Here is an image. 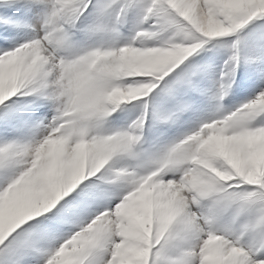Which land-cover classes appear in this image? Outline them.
<instances>
[{
  "label": "snow or ice",
  "instance_id": "6c2138e0",
  "mask_svg": "<svg viewBox=\"0 0 264 264\" xmlns=\"http://www.w3.org/2000/svg\"><path fill=\"white\" fill-rule=\"evenodd\" d=\"M0 264H264V0H0Z\"/></svg>",
  "mask_w": 264,
  "mask_h": 264
}]
</instances>
